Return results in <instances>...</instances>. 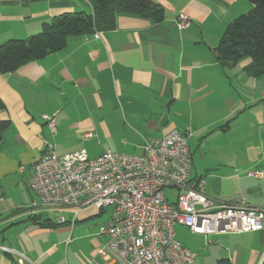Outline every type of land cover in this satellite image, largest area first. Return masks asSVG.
<instances>
[{"label": "crops", "instance_id": "0c3cea01", "mask_svg": "<svg viewBox=\"0 0 264 264\" xmlns=\"http://www.w3.org/2000/svg\"><path fill=\"white\" fill-rule=\"evenodd\" d=\"M164 19L118 15L110 31L66 38L65 47L0 75V264H103L99 228L111 209L73 215L35 207L28 189L36 161L85 151L141 154L170 130L187 137L189 182L215 204L242 199L264 207V76L228 67L215 52L226 26L248 0H153ZM91 13L89 0H0V44L26 39L63 13ZM190 24L179 29L176 15ZM52 120L54 131L43 119ZM174 191L168 189L165 198ZM175 236L193 264H264L263 230ZM111 259L115 255L106 249ZM118 264H122L117 260Z\"/></svg>", "mask_w": 264, "mask_h": 264}, {"label": "built area", "instance_id": "2783aa9c", "mask_svg": "<svg viewBox=\"0 0 264 264\" xmlns=\"http://www.w3.org/2000/svg\"><path fill=\"white\" fill-rule=\"evenodd\" d=\"M175 24L184 29L190 21L179 12ZM43 119L54 131L52 120ZM190 165L186 135L170 130L146 144L141 154L105 150L92 159L83 150L60 158L47 154L35 162L28 189L38 199L32 208L58 213L59 224L65 222V211L73 215V224L82 209H111L109 222L98 232L106 238L97 250L103 264H193L195 254L176 238V226L200 235L261 231L264 207L242 199L215 204L190 185ZM263 173L248 175L260 179ZM165 189L177 190L174 203L165 198Z\"/></svg>", "mask_w": 264, "mask_h": 264}, {"label": "trees", "instance_id": "16d2710c", "mask_svg": "<svg viewBox=\"0 0 264 264\" xmlns=\"http://www.w3.org/2000/svg\"><path fill=\"white\" fill-rule=\"evenodd\" d=\"M252 7L229 23L218 46L219 61L228 67L249 58L244 73L264 76V0H248ZM91 13H63L45 22L40 32L26 39H10L0 44V75L15 72L65 47L66 38L110 31L118 15L149 19L160 23L164 10L153 0H89ZM1 130V125H0ZM217 264H229L221 259Z\"/></svg>", "mask_w": 264, "mask_h": 264}, {"label": "rangeland", "instance_id": "374dc122", "mask_svg": "<svg viewBox=\"0 0 264 264\" xmlns=\"http://www.w3.org/2000/svg\"><path fill=\"white\" fill-rule=\"evenodd\" d=\"M164 192H165V194L168 195V193H167L168 192V189H165ZM172 192H173V195L170 196V199H174L176 197V195H175L176 193L174 191H172Z\"/></svg>", "mask_w": 264, "mask_h": 264}, {"label": "water", "instance_id": "95a60500", "mask_svg": "<svg viewBox=\"0 0 264 264\" xmlns=\"http://www.w3.org/2000/svg\"><path fill=\"white\" fill-rule=\"evenodd\" d=\"M215 54H216V57L218 56V53L217 52H215Z\"/></svg>", "mask_w": 264, "mask_h": 264}]
</instances>
